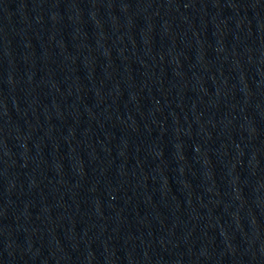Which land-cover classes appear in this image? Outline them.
Here are the masks:
<instances>
[{"label":"water","instance_id":"water-1","mask_svg":"<svg viewBox=\"0 0 264 264\" xmlns=\"http://www.w3.org/2000/svg\"><path fill=\"white\" fill-rule=\"evenodd\" d=\"M0 264H264V0H0Z\"/></svg>","mask_w":264,"mask_h":264}]
</instances>
